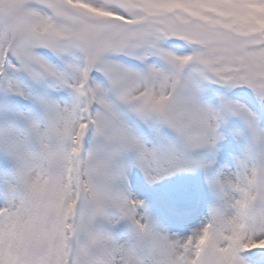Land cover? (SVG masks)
I'll list each match as a JSON object with an SVG mask.
<instances>
[{"label": "snow or ice", "instance_id": "6c2138e0", "mask_svg": "<svg viewBox=\"0 0 264 264\" xmlns=\"http://www.w3.org/2000/svg\"><path fill=\"white\" fill-rule=\"evenodd\" d=\"M0 264H264V0H0Z\"/></svg>", "mask_w": 264, "mask_h": 264}]
</instances>
